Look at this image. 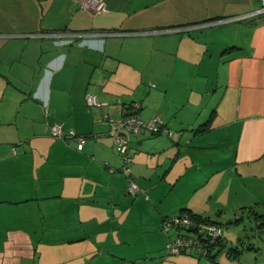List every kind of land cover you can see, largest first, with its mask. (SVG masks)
<instances>
[{"label":"crops","instance_id":"1","mask_svg":"<svg viewBox=\"0 0 264 264\" xmlns=\"http://www.w3.org/2000/svg\"><path fill=\"white\" fill-rule=\"evenodd\" d=\"M86 1L0 0V264H264V13L229 19L260 1ZM134 102L169 131L126 133L148 197L106 120ZM181 209L249 211L256 232L223 230L213 260L167 254Z\"/></svg>","mask_w":264,"mask_h":264},{"label":"built area","instance_id":"2","mask_svg":"<svg viewBox=\"0 0 264 264\" xmlns=\"http://www.w3.org/2000/svg\"><path fill=\"white\" fill-rule=\"evenodd\" d=\"M259 1L261 4L257 10L243 15H236L229 19H244L264 13V0ZM86 4L96 12H101L105 8L103 0H87ZM85 101L89 106L100 105L97 97L90 93L85 95ZM132 107L135 109L134 112L118 119H114L111 115H106V120L112 125L110 132L113 134L115 150L124 162L121 169L128 176V192L131 194L142 192L147 197L146 190L135 184L130 174V168L127 166L130 155L128 153L126 133L156 132L159 129L166 130L167 128L159 116L143 119L138 115L136 113L139 108L138 103L134 102ZM166 131L169 132L168 130ZM50 133L52 136L63 140L74 138L77 142L76 148L78 150L82 149L87 138L86 135L76 134L72 130L64 132L57 123L50 126ZM160 227L161 231L167 235L164 245V250L167 254L190 253L197 256H205L209 252L211 245L220 236V227L217 224L201 222L191 217L187 212L164 216Z\"/></svg>","mask_w":264,"mask_h":264},{"label":"trees","instance_id":"3","mask_svg":"<svg viewBox=\"0 0 264 264\" xmlns=\"http://www.w3.org/2000/svg\"><path fill=\"white\" fill-rule=\"evenodd\" d=\"M132 113V112H131ZM151 118V117H150ZM149 119V118H148ZM208 123L206 122L204 125H205V127H207L208 125H207ZM52 125V124H51ZM50 125V126H51ZM51 134V133H50ZM131 134H134V133H131ZM54 137V136H53ZM70 139V138H69ZM63 140V139H62ZM68 140V139H67ZM130 158V157H129ZM128 161H129V159H128ZM128 163V162H127ZM122 167V166H121ZM122 170V169H121ZM131 174V173H130ZM244 207H242V208H240V210H242ZM184 212H187L191 217H194L195 219H197V220H199V221H201V222H209V223H214V224H217L219 227H220V236H219V238L215 241V243L214 244H212L211 245V247H210V249H209V252L204 256V257H207V258H209V259H212L213 260V258H214V256L217 254V252L224 246V241L222 240L223 238H222V233H223V229H222V223L220 222V221H216V220H214V219H212V218H210V217H208V216H205V217H203V216H200V215H197V214H195V213H192V212H190L189 210H187V209H181L178 213H175V214H179V213H184ZM249 212V211H248ZM243 213H241L240 214V216H238V217H236V218H234V221H237V220H241L242 218H243V215H242ZM171 215H173V214H171ZM164 216H166V215H164ZM164 216H162V218L164 217ZM257 216V215H256ZM162 220V219H161ZM231 222V219L230 220H228V222L227 223H230ZM236 249V250H235ZM234 251H238L237 250V248H235V247H228L227 248V251H226V254L227 255H229V256H231L233 253H234Z\"/></svg>","mask_w":264,"mask_h":264},{"label":"rangeland","instance_id":"4","mask_svg":"<svg viewBox=\"0 0 264 264\" xmlns=\"http://www.w3.org/2000/svg\"><path fill=\"white\" fill-rule=\"evenodd\" d=\"M215 74V72H214ZM212 78H213V74H212ZM213 80V79H212ZM136 184V183H135ZM137 185V184H136ZM145 195V194H144ZM131 196L133 197L134 195L131 194ZM146 197V196H145ZM148 197V195H147ZM216 216V215H215ZM222 217V216H221ZM231 218V222L227 223L228 221H226L223 216V218L220 219V217L218 216V220H220V222L222 223V229L225 231H230V232H234V231H238L240 230L241 233L243 234L244 232H250L252 235L256 232L255 229L252 228L249 229V227H251L249 224H253L254 222H256V218H254L253 213H249L248 211L246 213H244L243 215V219L242 220H237L234 221L235 216H229ZM238 217V216H237ZM249 225V226H248ZM246 226V227H245ZM248 226V227H247ZM245 228H247L248 230H246ZM165 234V233H164ZM166 235V234H165Z\"/></svg>","mask_w":264,"mask_h":264}]
</instances>
